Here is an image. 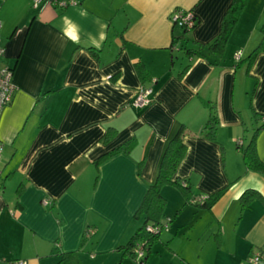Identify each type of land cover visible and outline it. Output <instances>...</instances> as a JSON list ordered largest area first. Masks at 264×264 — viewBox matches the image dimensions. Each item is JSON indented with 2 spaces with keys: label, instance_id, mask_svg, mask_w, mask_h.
I'll return each mask as SVG.
<instances>
[{
  "label": "crops",
  "instance_id": "crops-1",
  "mask_svg": "<svg viewBox=\"0 0 264 264\" xmlns=\"http://www.w3.org/2000/svg\"><path fill=\"white\" fill-rule=\"evenodd\" d=\"M59 1L35 10L31 0H0L1 66L15 86L0 111V264H56L69 251L85 264H117L181 127L186 152L175 177L197 198L226 190L203 209L166 184L164 215L171 223L182 214L178 229L194 221L201 264H241L264 244V202H240L248 189L264 198V175L246 169L239 148L264 116V51L244 60L260 40L264 3L247 0L217 54L209 44L233 0ZM178 8L197 19L185 36L170 20ZM191 48L202 55L186 54ZM140 86L151 89L150 102L135 107ZM210 105L214 140L199 134ZM126 143L127 152L96 163ZM255 149L264 162V128Z\"/></svg>",
  "mask_w": 264,
  "mask_h": 264
},
{
  "label": "trees",
  "instance_id": "trees-1",
  "mask_svg": "<svg viewBox=\"0 0 264 264\" xmlns=\"http://www.w3.org/2000/svg\"><path fill=\"white\" fill-rule=\"evenodd\" d=\"M246 2L247 0H233L228 9L225 11L221 20L220 31L214 41L209 44L210 49L215 51L217 54L223 53V50L228 43V39ZM194 20L196 25L197 19L195 16ZM188 31H190V29L181 28V35L185 36ZM262 51H264V21L260 26L259 42L244 60L247 61L248 65H250L255 56ZM185 52L188 55H202L201 48L186 49ZM240 59L241 56L236 59L237 62H239ZM136 70L141 79L144 80L147 77V71L141 63H136ZM256 119H262V122L254 129L248 143L245 146L239 144V148L242 150L246 169L264 175V162L260 159L255 149L256 134L258 130L264 128V116H258ZM217 126L218 117L215 109L210 105L208 118L199 134L204 138L214 140ZM107 138L108 135H106V139ZM130 147L131 145H128L127 143L119 145L118 147L99 156L96 163L99 164L118 152H127ZM185 152L186 145L184 143V131L181 127L166 144L164 152L161 156L158 173L154 181L148 186L146 194L136 212V217H138V215L142 216L141 224L132 234L130 240L126 244L120 246L123 255H127L133 260H138L139 262L144 263L148 256V252L151 249V245L155 239L158 238L163 227L170 223L171 220H168L166 223L162 221L166 205V199L161 193V188L164 185L171 184L176 186L182 193L185 203H192L203 209H210L225 192L226 187L221 188L207 196H203V199L200 201H194L193 199L196 196L192 194L186 181H180L175 177L176 169L184 157ZM255 198L264 202V198L258 191L254 189L246 190L240 196L241 207L248 206ZM148 227L151 229L148 230ZM138 244H142L143 248V255L139 258L136 256L134 251ZM56 264L85 263L80 258L78 251H69L62 253Z\"/></svg>",
  "mask_w": 264,
  "mask_h": 264
},
{
  "label": "rangeland",
  "instance_id": "rangeland-1",
  "mask_svg": "<svg viewBox=\"0 0 264 264\" xmlns=\"http://www.w3.org/2000/svg\"><path fill=\"white\" fill-rule=\"evenodd\" d=\"M250 2H252L251 4L259 3L260 8L264 0H250ZM246 10H248V8ZM252 15L253 12L247 16L246 23H250L248 19L253 20ZM262 23L263 22H261L260 25H262ZM182 218V214L179 216L175 215L172 222L170 224L168 223L166 227H163L158 238H156L151 245V250L144 263L126 256L121 260H116V262L118 261L117 264H184L181 260V254L190 257L192 259L189 260L190 263L196 264L195 261L198 262L199 260L201 264L200 258L202 254H199L201 252V243L196 229L197 225L192 221L190 224L181 225V228L178 229L177 226L181 224ZM141 221L142 219L140 218L138 223L140 224ZM162 221H168L165 215L162 217Z\"/></svg>",
  "mask_w": 264,
  "mask_h": 264
},
{
  "label": "built area",
  "instance_id": "built-area-1",
  "mask_svg": "<svg viewBox=\"0 0 264 264\" xmlns=\"http://www.w3.org/2000/svg\"><path fill=\"white\" fill-rule=\"evenodd\" d=\"M56 4L59 6L64 5L59 0H31V6L35 10H40L43 6L47 4ZM172 23L179 28L192 29L195 26L194 14L191 10L175 9L170 16ZM4 48L0 44V111L5 107L12 99L15 86L12 82V70L8 66H1V60L4 57ZM240 57L238 52L236 59ZM151 89L147 87L140 86L136 90V95L132 100V105L135 107H143L150 102ZM240 143V142H239ZM203 199L201 197H195L194 201H200ZM166 227V225H165ZM150 230L151 228H147ZM91 230H86V234H90ZM135 254L139 258L143 255L142 244H138L135 249ZM263 253L264 244L260 249L252 254H250L241 264H261L263 263ZM9 264H27L25 260H13Z\"/></svg>",
  "mask_w": 264,
  "mask_h": 264
}]
</instances>
